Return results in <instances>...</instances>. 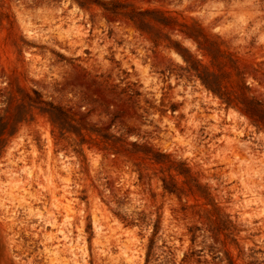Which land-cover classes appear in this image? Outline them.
I'll use <instances>...</instances> for the list:
<instances>
[{"label":"rangeland","instance_id":"obj_1","mask_svg":"<svg viewBox=\"0 0 264 264\" xmlns=\"http://www.w3.org/2000/svg\"><path fill=\"white\" fill-rule=\"evenodd\" d=\"M0 0V264H264V0Z\"/></svg>","mask_w":264,"mask_h":264},{"label":"trees","instance_id":"obj_2","mask_svg":"<svg viewBox=\"0 0 264 264\" xmlns=\"http://www.w3.org/2000/svg\"><path fill=\"white\" fill-rule=\"evenodd\" d=\"M77 3L81 8H88L90 5L97 6L102 8L105 13L109 14L112 17L118 18L119 16L128 17L132 21L136 22L139 17H143L146 14H159V11H146L139 12L135 9H131L130 6L124 5L119 2H100L98 0H77Z\"/></svg>","mask_w":264,"mask_h":264}]
</instances>
